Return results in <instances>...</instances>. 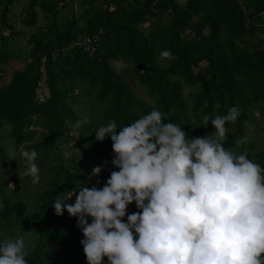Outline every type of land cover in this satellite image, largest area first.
<instances>
[{
	"label": "trees",
	"instance_id": "trees-1",
	"mask_svg": "<svg viewBox=\"0 0 264 264\" xmlns=\"http://www.w3.org/2000/svg\"><path fill=\"white\" fill-rule=\"evenodd\" d=\"M78 2L91 8L80 17L76 0H30L22 15L23 26H37L38 7L52 23L30 36L32 46L25 67L15 70L8 80L4 67L15 56L8 47L3 49L0 41V129L10 126L17 147L32 141L31 150L42 151L56 163L33 217L35 244L26 249L27 264H87L77 218L69 217L66 210L62 216L56 215L51 202L71 190L77 179L89 187H101L110 172L118 170L110 163L114 155L111 139H95L94 129L109 121L127 125L159 110L167 114L165 122L184 127L193 137H203L216 131L211 119L204 126V115L214 118L237 106L240 115L236 122L226 124L232 132L226 135L224 147L237 154L246 152L264 168V151L252 153L254 143H238L251 115L256 117L253 110L264 112V0ZM151 18L153 28L145 33L141 27ZM86 36H99L94 54L69 48ZM164 50L170 51L173 59L162 58ZM112 62H121L134 72L139 89L131 86ZM43 76L48 95L39 104L36 89ZM184 87L194 90L192 106L183 96ZM79 105L103 107L102 119L94 122L81 116ZM255 123L261 126L260 121ZM72 131L77 138L70 135ZM59 137L79 145L105 165V177L92 183L73 160L67 166L64 157L55 153ZM0 153L4 155L1 145ZM74 201L75 197L69 203ZM0 203V222L15 219L19 223L24 218L26 204L10 202L1 186ZM138 211L135 204L127 209L128 213ZM104 264H108L107 257Z\"/></svg>",
	"mask_w": 264,
	"mask_h": 264
},
{
	"label": "clouds",
	"instance_id": "clouds-1",
	"mask_svg": "<svg viewBox=\"0 0 264 264\" xmlns=\"http://www.w3.org/2000/svg\"><path fill=\"white\" fill-rule=\"evenodd\" d=\"M160 55L173 59L168 50ZM239 115L237 106L204 115V126L211 119L216 131L203 137L165 122L159 110L94 129L97 141L111 139L118 170L101 187L77 179L51 202L56 215L77 218L87 264L104 257L108 264H264V168L224 147L226 124ZM19 156L22 174L39 183L37 151ZM100 172L94 167L92 175ZM133 203L139 211L128 213ZM27 255L22 237L0 239V264H27Z\"/></svg>",
	"mask_w": 264,
	"mask_h": 264
},
{
	"label": "rangeland",
	"instance_id": "rangeland-1",
	"mask_svg": "<svg viewBox=\"0 0 264 264\" xmlns=\"http://www.w3.org/2000/svg\"><path fill=\"white\" fill-rule=\"evenodd\" d=\"M0 29H5L2 22V0H0ZM178 3L183 4L185 0H176ZM30 0H14L13 5L8 11L7 23L16 27V24L22 20V15L24 10L27 7ZM98 6V5H97ZM96 6L93 7V9ZM39 12L38 24L37 26L25 30V32L14 36H6V40H0L3 42V49L8 47L15 56V59H11V62L4 67L6 80L9 79L11 74L15 70H22L25 67L26 59L30 56L31 44L29 43V38L33 34L39 33L42 28L48 26L52 23L51 18L46 16L39 7L37 8ZM91 9L90 6L81 5L78 0H76L75 10L78 16L80 17L86 10ZM16 23V24H15ZM153 28L152 18L146 24H144L141 29L145 33H150ZM21 29H24L23 27ZM20 31V30H19ZM192 36L191 33H186ZM1 48V47H0ZM112 67L115 70L122 74L123 77L131 86H136V81H134L135 74L121 62H112ZM42 72L45 75V71L42 68ZM46 77L43 76L40 84L45 88L46 95H48V90L46 88ZM80 90H78L79 92ZM194 90L190 87H184L182 93L186 101H188L189 106H192L193 100L191 93ZM103 107L96 106L95 108L86 109L84 106L79 105L78 111L79 114L90 121H100L102 119V110ZM255 112V113H254ZM254 117L251 115V120L246 124L245 134L242 139L254 143L255 148L252 153L264 151V129H261V126L264 124V112L258 110H253ZM195 116H192L194 119ZM258 120L261 122V126H257L255 121ZM232 132L231 129H227V134ZM71 136L77 138L76 132L72 131ZM70 136V137H71ZM58 148L55 150V153L61 155L65 159V164L70 166L71 160H73L82 171L85 177L88 178L90 182L100 181L106 175L107 168L105 165L94 160L90 155L85 154L80 148L79 145L69 140L64 139L63 137L58 138ZM32 141H26L21 146L17 147L15 140L11 135L10 126H4L0 129V145L3 149V154L0 153V186L3 189V196L12 203L18 201H23L26 204L27 211L24 218L18 223L15 219H11L9 223L5 221L0 222V239H16L23 238L25 248L30 250L35 244V239L32 233V223L33 217L38 212V206L40 204V193L47 187L48 181L52 177L51 167L56 163L52 158H46L42 155V151L39 152L38 158L35 163L38 165L40 172V182L33 184L31 178L24 176L22 173L24 171L23 161L19 156L21 149L31 150ZM17 160V161H16ZM68 160V161H67ZM20 164H19V162ZM101 167V172L99 175H92V170L94 167ZM135 203L129 205L128 207L133 206Z\"/></svg>",
	"mask_w": 264,
	"mask_h": 264
},
{
	"label": "built area",
	"instance_id": "built-area-1",
	"mask_svg": "<svg viewBox=\"0 0 264 264\" xmlns=\"http://www.w3.org/2000/svg\"><path fill=\"white\" fill-rule=\"evenodd\" d=\"M98 44H99V36H86L72 43L69 46V48L70 49L78 48L92 55L97 51ZM46 100H47V95L45 92V88L39 82L38 87L36 89V101L37 103L41 104L44 103Z\"/></svg>",
	"mask_w": 264,
	"mask_h": 264
},
{
	"label": "crops",
	"instance_id": "crops-1",
	"mask_svg": "<svg viewBox=\"0 0 264 264\" xmlns=\"http://www.w3.org/2000/svg\"><path fill=\"white\" fill-rule=\"evenodd\" d=\"M8 1V2H7ZM1 2V1H0ZM2 2H3V4H1V6H3V12H4V10H5V8H6V6L8 5V11H10V8H11V6L13 5V3H14V0H2ZM28 4H29V2H28ZM28 4H27V6H28ZM27 8V7H26ZM26 8H25V10H26ZM24 10V11H25ZM8 11H7V18H8ZM16 24V23H15ZM8 25H10V24H8ZM11 26H13V25H11ZM4 27V26H3ZM14 27V31L15 32H17V33H19V34H21V33H23V32H25V30H27V29H30V28H26V27H24L23 26V24L21 23V21H19L17 24H16V27L15 26H13ZM24 28V29H21V28ZM20 30V31H19ZM10 34V32L7 30V29H0V38H1V36H4V39L6 38V36H8ZM17 35V34H16ZM4 39H0V40H4Z\"/></svg>",
	"mask_w": 264,
	"mask_h": 264
},
{
	"label": "water",
	"instance_id": "water-1",
	"mask_svg": "<svg viewBox=\"0 0 264 264\" xmlns=\"http://www.w3.org/2000/svg\"><path fill=\"white\" fill-rule=\"evenodd\" d=\"M8 2V1H7ZM8 5L6 6L4 12L2 13V22H3V25H4V28L7 29L9 32H10V36H14L17 34V32L14 31V27L11 26V25H8L7 23V11H8ZM0 39H4V36H1Z\"/></svg>",
	"mask_w": 264,
	"mask_h": 264
}]
</instances>
